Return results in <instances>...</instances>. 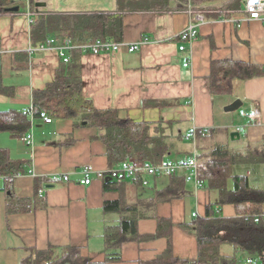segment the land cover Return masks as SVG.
Returning a JSON list of instances; mask_svg holds the SVG:
<instances>
[{
	"label": "crops",
	"instance_id": "1",
	"mask_svg": "<svg viewBox=\"0 0 264 264\" xmlns=\"http://www.w3.org/2000/svg\"><path fill=\"white\" fill-rule=\"evenodd\" d=\"M35 1L45 3L38 6L39 12L29 8L30 1L16 0L18 11L0 13V110L28 108L33 92L51 82L61 64L53 46L33 43L31 19L47 12L104 10L100 5H86V0L85 6L72 0L66 9H60L65 6L63 0ZM109 1L107 9H114L116 0ZM202 11L205 21L191 43L178 36L192 20L187 10L134 11L123 16L122 39L139 43L137 50L79 55L83 95L95 108L115 109L134 121L160 123L166 133L178 137L165 161H179L194 149L201 154L217 141L244 151L248 142L256 143L264 136V75L235 83L234 94L212 97L209 89L212 61L264 64V24L249 19L243 7L225 18L218 17L215 9ZM181 44L184 50L179 49ZM237 98L243 101L240 111L224 110ZM254 111L259 118L248 116ZM44 117L30 116L29 142L0 131V149L24 166V173L13 180L0 176V264H18L24 247L49 246H76L101 260L104 228L116 224L122 214L136 217L143 235L155 233L157 218H170L173 253L195 259L196 238L182 224L204 215L206 205L218 201L216 190L199 187L193 171L183 169L177 173L185 178L184 194L170 200L157 198V191L169 186V174L121 181L112 174L113 187L105 190L103 177L111 169L95 129L74 127L64 118L51 117L46 122ZM207 128L213 133L199 145L197 137L185 138L192 129ZM232 131L239 132L238 139L230 138ZM87 170L92 181L81 184ZM10 187L20 198L33 197L37 189L40 201L36 199L30 210L7 213ZM111 200H120L122 212L104 209V202ZM221 212L227 217L235 213L230 204L223 205ZM166 245L163 236L125 242L122 261L113 264L153 259Z\"/></svg>",
	"mask_w": 264,
	"mask_h": 264
},
{
	"label": "trees",
	"instance_id": "2",
	"mask_svg": "<svg viewBox=\"0 0 264 264\" xmlns=\"http://www.w3.org/2000/svg\"><path fill=\"white\" fill-rule=\"evenodd\" d=\"M15 1L0 0V13L9 12L6 8L16 6ZM243 1L116 0V7L110 10L39 13L32 19L31 38L36 45H46L49 41L59 43L63 39L74 45L118 42L123 40L126 12L215 9L218 17L225 18L230 11L241 9ZM30 9L40 11L35 0H30ZM82 52L81 48L75 47L67 51V61L60 57L61 64L54 79L43 89L33 92L28 108L0 110V131L25 137L32 126L30 116L64 118L71 120L74 127L94 128L95 138L105 146L111 169L103 177V187L107 190L113 187L112 174L119 181L125 179L113 172L121 162L130 158L151 164L163 162L178 137L166 133L165 126L160 123L134 121L120 116L115 109L95 108L82 91L79 64ZM263 75L264 64L233 59L212 61L210 93L212 97L234 94L235 83ZM212 133L208 128L196 130L198 145ZM204 148L199 156L196 178L199 187L217 191L218 201L208 203L204 215L193 216L182 224L196 238L195 259L181 258L173 253L170 218H157L155 233L143 235L138 231L137 218L122 214L116 224L104 228V257L101 260L90 258L76 246L24 247L18 264H113L122 261L121 246L125 242L159 236L167 240L164 251L153 259L138 260L136 264H264V136L256 143L248 142L244 151L231 149L227 143L218 141ZM178 171L169 174L171 182L165 189L157 191L158 199L170 200L184 194L185 178L178 175ZM21 173H24L23 162L11 160L7 151L0 149V176L13 180ZM144 174L139 172L133 178ZM37 193L35 189L33 197L20 198L12 187L8 188L6 212L32 209L36 199L40 201ZM226 204L233 206L234 215L222 214V207ZM104 209L123 210L120 200L104 202Z\"/></svg>",
	"mask_w": 264,
	"mask_h": 264
},
{
	"label": "built area",
	"instance_id": "3",
	"mask_svg": "<svg viewBox=\"0 0 264 264\" xmlns=\"http://www.w3.org/2000/svg\"><path fill=\"white\" fill-rule=\"evenodd\" d=\"M28 4L30 0H23ZM30 8V7H29ZM30 10V9H28ZM243 11L247 14L249 19H254L262 22L264 24V0H244ZM187 12L191 15V22L187 27L179 33V37L187 43H191L197 36L198 26L205 21V17L202 11H195L191 8L187 9ZM32 21V19H31ZM138 44H130L124 40L114 42V41H96V42H85L80 45H74L68 39H63L59 43L48 42V46H53L59 56L63 61L68 60L67 51L75 47L81 48L83 51H90L92 53L100 52H112L120 51L125 49L129 52L137 50ZM180 50L185 49V45L181 44L179 46ZM188 62L184 63L187 66ZM251 119L259 118L257 111H254L248 115ZM46 122H50L51 119L44 117ZM186 139L196 138V129H192L185 135ZM25 142L28 141V136L22 137ZM200 153L197 149H194L188 156L179 161H163L158 164H151L147 161H143L139 158H130L120 163V165L113 171L120 179L133 178L139 172L145 173L147 175L156 174H170L177 170H192L196 175ZM85 177L79 182L81 184L91 183V177L89 176L88 170L85 171Z\"/></svg>",
	"mask_w": 264,
	"mask_h": 264
},
{
	"label": "water",
	"instance_id": "4",
	"mask_svg": "<svg viewBox=\"0 0 264 264\" xmlns=\"http://www.w3.org/2000/svg\"><path fill=\"white\" fill-rule=\"evenodd\" d=\"M36 6H45L44 2H36ZM19 10V5L13 6V7H8L6 8V11H18ZM243 101L239 98L235 99L233 102H231L230 104L226 105L224 107V110L226 111H234L239 109L242 106ZM230 138L231 139H238L239 138V132L237 131H232L230 133Z\"/></svg>",
	"mask_w": 264,
	"mask_h": 264
},
{
	"label": "rangeland",
	"instance_id": "5",
	"mask_svg": "<svg viewBox=\"0 0 264 264\" xmlns=\"http://www.w3.org/2000/svg\"><path fill=\"white\" fill-rule=\"evenodd\" d=\"M64 1V4L63 6L64 7H61L60 9H66V8H69V6H71V4H73L74 2L72 0H63ZM78 2H80L81 4H79L78 2L74 3L76 4L77 6H85V0H76ZM87 1V4H92V5H100L101 8H103L104 10L109 8V5L111 4V1L109 0H86ZM95 3H98V4H95ZM241 109V108H240ZM240 109H238L237 111H240Z\"/></svg>",
	"mask_w": 264,
	"mask_h": 264
}]
</instances>
